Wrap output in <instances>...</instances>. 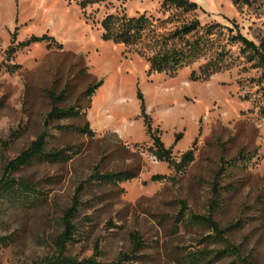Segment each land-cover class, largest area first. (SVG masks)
Returning a JSON list of instances; mask_svg holds the SVG:
<instances>
[{
    "label": "rangeland",
    "instance_id": "obj_1",
    "mask_svg": "<svg viewBox=\"0 0 264 264\" xmlns=\"http://www.w3.org/2000/svg\"><path fill=\"white\" fill-rule=\"evenodd\" d=\"M201 24L233 20L249 39L264 37V4L190 0ZM162 0H0V175L4 164L46 130V150L70 147L65 161H33L13 173L42 192L33 205L0 206V264H44L57 255L58 237L71 231L64 254L127 264H227L235 255L214 256L225 243L195 214L219 227L239 257L264 264V97L257 69L242 65L206 81L190 78L207 57L170 77L149 71L139 46L104 39L107 16L141 13L165 19ZM46 36L62 48L32 42ZM233 55L237 44L227 45ZM15 48V49H14ZM242 60V58H240ZM101 81L87 98L89 84ZM64 89L62 107L76 105L85 118L54 121L45 128L49 92ZM141 106L176 160L193 149L194 159L176 171L149 151ZM93 135L58 126H82ZM181 138L174 143V135ZM242 152L244 157L232 159ZM131 169L137 176L115 184L90 177ZM159 176L153 179V176ZM193 253L204 258L193 260ZM126 255V256H125ZM235 262L234 264H237Z\"/></svg>",
    "mask_w": 264,
    "mask_h": 264
},
{
    "label": "trees",
    "instance_id": "obj_2",
    "mask_svg": "<svg viewBox=\"0 0 264 264\" xmlns=\"http://www.w3.org/2000/svg\"><path fill=\"white\" fill-rule=\"evenodd\" d=\"M263 4H264V0ZM235 6L251 5V0H232ZM200 7L194 1L190 0H162L160 10L169 12L165 19H155L152 15L141 13L137 16H129L125 13L115 16H107L103 21L104 32L102 37L115 42L124 43L128 46H139L138 53L146 57L149 62V71L165 73L172 77L183 67L192 65L201 58L207 57L198 67L197 71H192L190 78L195 81H206L212 75L218 72L226 71L233 66L242 65L244 71L250 69L259 70L257 78H251L250 81H257L261 96L264 97V37L259 38L258 42L247 38L240 30L237 23L229 20L228 24L212 22L210 24H201L200 20L193 16L189 19H182L173 28L167 29L166 24L171 23L176 15L196 14ZM32 42H45L47 46L62 48V44L46 36L33 37L31 40L18 43V47L27 46ZM237 44L239 54L233 55L227 45ZM15 49V48H14ZM242 58V60H240ZM101 81L89 84L85 89V96L90 98L95 90L100 86ZM50 109L44 117L45 128L54 121L69 118H85L86 112L81 107L70 105L62 107L59 103L64 99V89L55 94L49 92ZM141 114L144 117L146 133L151 139L149 151L158 161H163L176 171L183 170L194 159L193 149L189 148L181 153L178 160L172 153V145L166 147L158 135L159 130L153 129L150 120L144 113V107L141 106ZM60 129H73L79 133L91 136L93 130L89 126L88 120H85L82 126H58ZM46 130L41 132L33 139L28 147L24 148L17 156L7 161L0 175V206L5 205H33L42 200V192L32 183H28L20 178L13 176V173L29 165L33 161L58 162L65 161L70 157L67 150L70 147L61 149L46 150ZM181 138V134L174 135V143ZM244 157L239 152L232 161H237ZM137 176V172L131 169L113 171L107 173H95L91 179L112 183L130 180ZM159 176L154 175L153 179ZM77 202L73 200L72 206L65 212V228L58 237L57 255L50 256L44 264H127L122 260L101 261L93 256L83 259H76L74 256L64 254L65 241L68 239L71 231L69 217L74 214ZM192 219H199L207 226H210L216 233L217 238L221 239L225 245L218 249L214 256L235 255L236 260L227 264H253L239 257V249L231 244L224 233L235 227L234 223L228 226L219 227L210 216L200 217L192 214ZM12 240L11 235L0 234V246L7 244ZM192 259L198 260L204 258V255L192 254ZM126 256V255H125ZM209 260V259H208ZM206 259L204 264L208 262Z\"/></svg>",
    "mask_w": 264,
    "mask_h": 264
}]
</instances>
